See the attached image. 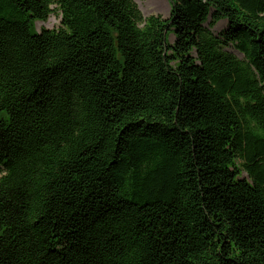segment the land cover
I'll use <instances>...</instances> for the list:
<instances>
[{
  "label": "trees",
  "instance_id": "obj_1",
  "mask_svg": "<svg viewBox=\"0 0 264 264\" xmlns=\"http://www.w3.org/2000/svg\"><path fill=\"white\" fill-rule=\"evenodd\" d=\"M168 1L0 0V264H264V0Z\"/></svg>",
  "mask_w": 264,
  "mask_h": 264
},
{
  "label": "rangeland",
  "instance_id": "obj_2",
  "mask_svg": "<svg viewBox=\"0 0 264 264\" xmlns=\"http://www.w3.org/2000/svg\"><path fill=\"white\" fill-rule=\"evenodd\" d=\"M143 17L158 16L166 19L170 12V3L168 0H133ZM54 9V6H52ZM60 27V14L58 12L52 13L45 22H35L31 27L32 33H38L40 29L57 30ZM225 28V22H219L213 29V33H218ZM238 58H242L239 54L230 50ZM243 176H245L243 174Z\"/></svg>",
  "mask_w": 264,
  "mask_h": 264
}]
</instances>
